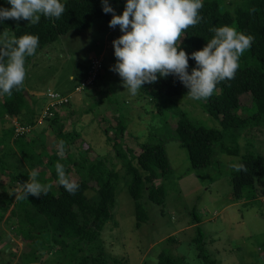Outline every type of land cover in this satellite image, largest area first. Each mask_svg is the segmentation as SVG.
Instances as JSON below:
<instances>
[{"label":"trees","instance_id":"1","mask_svg":"<svg viewBox=\"0 0 264 264\" xmlns=\"http://www.w3.org/2000/svg\"><path fill=\"white\" fill-rule=\"evenodd\" d=\"M64 2L66 11L60 19L41 16L38 24L28 23L19 26L15 25L12 19L5 20L0 24V42L31 33L38 35L39 49L70 31L91 28L96 20H104L108 23L111 19V13L102 11L101 0H64ZM123 2L125 0H109L111 6L114 3ZM200 15L202 17L200 23L191 26L186 30L185 35L179 38L181 47L187 53L202 48L213 35L211 29L223 24L235 26L237 30L253 37L252 46L240 57V66L235 77L232 80L220 82L211 97L198 100L201 108L217 120L220 127L205 125L190 118L184 110L175 108L176 112H173L171 116L176 119L175 126L171 128L165 113L174 105L173 97L188 96V89L175 76L162 77L155 83L142 85L143 92L140 99L147 98V103L155 106L154 115L161 117L163 122L161 129L165 130L167 138L157 135L159 130H155V133H149L151 137L148 140L138 142L140 152L135 156H130L128 152L130 149L124 148L122 140L127 128V116L122 113L120 106L109 95L110 90L106 88L108 87L106 82L101 86L102 75L99 70L93 84L90 87H83L79 93L97 89V96L93 97V100L95 102L98 100L101 105L106 104L114 109L117 113V123L112 129L113 136L108 134V129H104L112 149L104 157L98 156L91 159L86 149L77 146L76 156L69 148L76 138L81 140V144L86 143L81 138V131L76 127L74 120L71 121L70 129H64L65 120L69 116L64 115L61 108L68 105L69 101L63 103L60 108L58 105L51 107L53 115L37 123V111L42 107H38L36 111L27 104L26 83L30 85L27 74L21 89L14 90L10 97L0 96V117L4 122L8 124L17 120L29 126L28 131L38 127L40 134H44L46 127H50L54 131L57 142L61 140L65 142L63 158L58 154V149L48 152L42 146L41 150L36 149L35 151L33 139L19 142V150L28 170L33 171L37 166L44 165L50 174L46 178H41L40 170H35L42 183L51 185L46 195L40 197L29 195L23 200L17 197L7 199L8 204L13 201L9 218L13 219L16 234L27 240L37 251L45 248L49 250L57 246L68 264L72 262L76 264H124L116 257H112L109 261L108 255L103 247L101 248L98 237L106 222L113 217L120 181L124 182L129 195L134 200L135 227L138 228L148 219V209L145 204L150 202L161 205L165 201V183L155 185L154 182L157 178H167L170 175L171 166L165 147V142L169 138H176L179 145L186 148L192 168H204L212 163L217 143L219 150L224 153L229 155L239 153L238 145L229 146L223 142L225 136L237 140L242 130L247 127L264 124V0H238L232 6L230 3H224V0H204ZM6 31L11 33V37L2 36ZM95 57H98V54L91 55L80 76L74 77V88L86 78L90 61ZM30 58L26 61V72L29 70L27 65ZM188 64L189 71L196 66L194 59H189ZM30 86L36 88L35 85ZM75 93L78 92L75 91ZM243 94L249 95V102L246 105L240 101V96ZM87 109L79 110L77 114L82 116L88 112ZM72 114H74L73 111ZM26 133L16 132L14 125L7 126L0 133V172L9 170L10 178L20 182L26 181L30 172L10 171L13 166L10 155L15 154V149L9 140L24 139ZM40 143L44 145L43 141ZM118 162L123 169L122 173L115 169ZM57 163L65 166L67 174L70 169H73L79 175L77 182L80 187L74 195L58 185L55 167ZM238 163H243L247 171L235 170L232 176L234 198H247L252 192L264 195V157L245 150ZM53 180H56V185L51 183ZM90 180L95 183L96 187L89 185ZM91 189L93 191L89 194ZM7 203L0 204V220L3 211L7 209ZM191 214L193 223L199 224L201 219L194 209H191ZM45 234H48L47 243L43 239ZM203 236L200 226L197 225L193 242L198 250V256L203 264H219L204 248ZM93 251L96 252L93 254ZM34 252L33 250L32 256ZM156 264L182 263L180 259H176L163 248L157 255Z\"/></svg>","mask_w":264,"mask_h":264},{"label":"rangeland","instance_id":"2","mask_svg":"<svg viewBox=\"0 0 264 264\" xmlns=\"http://www.w3.org/2000/svg\"><path fill=\"white\" fill-rule=\"evenodd\" d=\"M237 1L224 0V3H230L232 6ZM124 3L112 4L116 14L122 12ZM0 4L9 7L4 0ZM13 22L18 26L28 24L27 20ZM119 35L121 31L118 26L112 28L104 20H96L91 28L70 31L59 36L56 41L37 49L27 65L29 84L35 85L36 88L26 83L25 94L27 104L36 111L38 107L48 103V89L71 93L68 105L61 110L64 115L69 116L65 120L64 129H70L71 121L74 120L76 127L81 131V138L86 142L81 144V140L76 138L73 144L69 145L76 156V147L79 146L87 150L91 159L104 157L112 149L104 129H108V134L113 136L112 129L117 123V113L114 109L93 100V97L97 96V89L82 93L73 91V79L80 76L91 55L98 54V57L102 58L100 84L103 86L106 82V88L110 90L109 95L127 116V128L122 140L124 148L131 150H128L130 156L140 152L138 142L148 140L151 137L149 133L159 130L157 135H167L165 130L161 129V117L154 115L155 106L147 103V98L140 99L143 90H139L136 96H131L127 88H124L121 77L111 70L116 60L112 40ZM2 36L11 37V33L6 31ZM173 98L174 105L165 113L171 128L175 126L176 119L171 117L173 112H176L175 108L184 110L190 118L205 125L220 127L219 122L210 117L199 102L191 99L189 95ZM240 101L243 105L248 104L249 95L243 94ZM84 108H88V112L79 116L78 111ZM72 111L74 114L71 115ZM11 125V122L7 124L0 117V133ZM40 133L39 128L34 127L26 133L24 139L9 140L15 149V154L10 155L13 164L10 171H29L19 150L20 141L33 139L35 151L41 150L42 146L48 152L58 149L52 128L46 127L44 134ZM42 141L44 145L40 143ZM223 142L229 146L238 145L239 153H224L219 150L217 143L212 163L204 168L190 166L187 150L179 145L176 138L171 137L165 142L171 166L170 175L167 178H157L154 182L155 185L165 183V201L161 205L150 202L145 204L148 219L138 228L135 227L134 200L124 182L120 181L113 217L106 222L98 236L101 248L103 247L108 255L109 261L116 257L124 264H156L158 253L164 248L173 257L180 259L182 264H203L193 242L198 225L204 235V248L219 264H264V195L252 192L247 198L236 199L232 194V176L236 170L232 164L238 163L245 150L264 157V124L247 127L242 130L237 140L225 136ZM115 169L123 172L119 162ZM35 170H40L41 178L50 175L44 165L37 166ZM69 175L76 181L79 180L75 170L70 169ZM18 183L23 182L12 180L9 170L0 172V204L7 203L9 197H16L14 192L19 189ZM51 183L56 185L57 182L53 180ZM89 185L96 187L91 180ZM92 191L89 190V194ZM12 206L13 201L7 205L0 220V264H68L57 246L37 251L27 240L16 234L13 219L9 218ZM191 209L200 217L199 224L193 223ZM43 239L47 243L48 234H45ZM33 250L35 252L32 256Z\"/></svg>","mask_w":264,"mask_h":264},{"label":"clouds","instance_id":"3","mask_svg":"<svg viewBox=\"0 0 264 264\" xmlns=\"http://www.w3.org/2000/svg\"><path fill=\"white\" fill-rule=\"evenodd\" d=\"M4 3L9 7L0 4V24L12 19L27 20L35 25L40 22L41 16L60 19L66 11L64 0H4ZM101 5L103 12L111 13L109 27L118 26L121 31V35L112 40L116 60L111 70L121 77L124 88L133 97L142 89V85L172 75L188 89L191 99H207L213 95L220 82L235 77L240 57L253 44L250 34L223 24L211 29L213 35L202 48L187 53L181 47L179 38L191 26L200 23L204 0H125L120 14H116L109 0H101ZM38 47L39 37L31 33L0 42V96L10 97L14 90L24 86L27 58L33 57ZM189 59H194L196 64L191 71L188 70ZM75 88L73 91L79 93L80 90ZM49 91L67 96L66 102L71 96V93L61 94L48 89V102ZM46 105L37 111L36 122ZM64 149L65 142L61 140L58 142V154L62 158ZM55 167L58 185L74 195L79 190V183L66 173L63 164L57 163ZM233 167L238 171H247L243 163H236ZM18 184L19 189L14 193L21 200L27 199L29 195H46L51 188V185L38 179L35 170L28 174L26 181Z\"/></svg>","mask_w":264,"mask_h":264},{"label":"built area","instance_id":"4","mask_svg":"<svg viewBox=\"0 0 264 264\" xmlns=\"http://www.w3.org/2000/svg\"><path fill=\"white\" fill-rule=\"evenodd\" d=\"M102 69V61L101 58L95 57L90 61V67L88 71V75L85 78V80L82 82L80 86H77L76 90H81L83 87H88L93 84L94 79L96 77V74L99 70ZM49 102L48 104L43 108L41 114L37 118V123H40L43 120V117L51 116L53 114L51 107L55 105H61L62 103H65L68 100L67 96L59 95L56 92L49 91L48 93ZM12 125H14V129L16 132H25L29 130V126L21 125L19 122L14 120L12 122Z\"/></svg>","mask_w":264,"mask_h":264}]
</instances>
